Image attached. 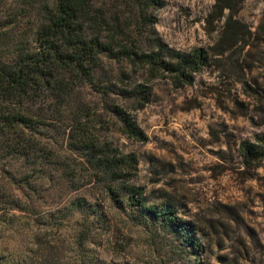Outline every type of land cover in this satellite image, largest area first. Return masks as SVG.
<instances>
[{"label": "rangeland", "instance_id": "374dc122", "mask_svg": "<svg viewBox=\"0 0 264 264\" xmlns=\"http://www.w3.org/2000/svg\"><path fill=\"white\" fill-rule=\"evenodd\" d=\"M162 2L96 0L95 10L116 47H145L153 34L183 51L207 49L209 65L181 87L152 80L151 101L141 109L115 92L126 83L127 62L106 53L93 68L94 85L74 84L65 103L45 90L35 101L42 118L31 136L35 154L0 157V254L7 262L264 264V159L248 166L239 152L240 141L264 134V0H243L233 12H220L216 0ZM52 3L3 0L13 18L0 27L4 55H15L18 43L32 46ZM112 104L131 112L146 140L122 132ZM79 137L134 154L133 178L96 169L72 144ZM124 183L139 186L148 204L172 206L201 251L186 234L117 201Z\"/></svg>", "mask_w": 264, "mask_h": 264}, {"label": "trees", "instance_id": "16d2710c", "mask_svg": "<svg viewBox=\"0 0 264 264\" xmlns=\"http://www.w3.org/2000/svg\"><path fill=\"white\" fill-rule=\"evenodd\" d=\"M95 1L53 0L35 30L32 46L18 43L15 55L11 57L0 50V157L35 154L36 144L31 136L42 120L35 101L44 96L45 90H51L55 99L59 98L65 103L74 90V84H93V68L102 53L127 62L126 70L122 72L126 83L115 92L132 99L136 109L143 108L151 101L152 80L169 78L176 87H181L191 84L197 72L209 65L207 49L196 47L183 51L153 34L145 47L126 44L116 47L113 36L103 34V23L95 10ZM151 1L159 6L163 4L162 0ZM242 1L216 0L215 6L219 7L220 12L225 9L233 12ZM2 5L3 0H0V27L13 20ZM144 19L155 22L150 17ZM230 22L228 18L226 25L229 37H233L237 34ZM99 90L103 93L110 91L107 88ZM110 110L120 121L124 134L139 141L146 140L145 131L129 110L118 104H112ZM72 144L85 152L96 169L114 178L129 181L137 170L138 160L134 154L122 153L110 144H99L80 137L75 138ZM239 152L248 166L264 159V134L257 135L254 141H240ZM119 193H122V197L117 201L125 200L159 218L168 229L186 234L191 246L201 251L191 224L179 218L172 206L148 204L141 188L129 183H124ZM2 202L5 201L0 194V209ZM0 264L20 262L9 263L0 254Z\"/></svg>", "mask_w": 264, "mask_h": 264}]
</instances>
